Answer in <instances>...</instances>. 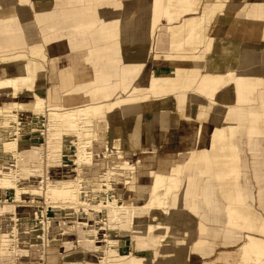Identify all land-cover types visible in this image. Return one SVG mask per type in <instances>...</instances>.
<instances>
[{"label":"bare ground","instance_id":"bare-ground-1","mask_svg":"<svg viewBox=\"0 0 264 264\" xmlns=\"http://www.w3.org/2000/svg\"><path fill=\"white\" fill-rule=\"evenodd\" d=\"M36 1L46 9L39 16L44 22L55 21L53 27L59 29L73 28L74 43L88 30L96 45L86 56L67 61L63 55L56 57L55 47H71L73 42L49 43L46 73L25 62L24 56L0 59V129L41 130L45 109L64 107L65 112H47L48 163L58 160L62 168L76 170L82 165L93 174L89 182L78 184L70 173L62 177L51 168L47 170V200L72 203L48 206L47 227L41 228L39 185L28 178L30 161L25 158L20 168L23 179L12 187L20 211L14 213L13 222L4 220L9 231L21 228L27 233L18 236L19 243L30 251L46 240L50 255L61 256L63 264H143L147 258V264H191L199 255L206 258L203 264H264V216L246 201L244 173L239 169V161L246 166V160L237 155L234 142L243 135L252 158L264 153L258 151L264 143V47L258 57L253 44L244 43L237 50L232 41L263 35L245 32L237 17L241 7L235 10L233 25L222 31L228 37L217 42L216 59L208 60L205 68L221 72L219 63L233 66L237 62L233 54L240 51L242 69L234 76L213 73L197 78L206 61L203 42L191 46L189 54L171 57L162 53L168 48L181 52L194 40L201 41L198 32L209 21L216 0ZM138 1L140 6L149 5L145 20H131L125 26ZM8 2L0 0V50L38 46L34 22L19 17L14 6L4 7ZM58 6L63 18L58 16ZM257 19L264 23V16ZM95 22L99 24L89 27ZM31 52L41 55L40 48ZM90 60L94 61L88 63ZM66 72L72 80L68 88ZM46 78L53 84L47 90ZM196 79L198 88L210 89V97L226 103L235 100L229 95L233 90L236 101L251 104L255 100L248 95L257 89L260 104L244 116L230 108H218L215 124L208 131L214 141L202 153V161L197 159V151L203 135L201 121H207L208 108L189 92ZM245 88L251 91L245 93ZM59 89H63L62 97ZM181 117L190 120L194 131L191 149L178 152L176 147L174 156L167 155L171 145H177ZM68 140L73 141L72 150L56 156V151L68 146ZM21 143L18 139L1 142L0 148L15 150ZM95 147L100 154H94ZM160 151L163 156L156 169L153 161ZM129 154L138 158L128 161ZM63 159L70 166H64ZM99 165L101 168H96ZM192 167L195 171L190 173ZM221 167L228 172L220 175L215 171ZM15 168L18 170L16 161ZM196 171L203 174L197 181L191 177ZM254 180L260 186L264 176H254ZM263 195L259 192L258 199ZM77 243L93 252L82 251L81 257L76 253L74 258L63 255V247L76 248ZM8 248L0 236V264L11 263Z\"/></svg>","mask_w":264,"mask_h":264},{"label":"rangeland","instance_id":"rangeland-1","mask_svg":"<svg viewBox=\"0 0 264 264\" xmlns=\"http://www.w3.org/2000/svg\"><path fill=\"white\" fill-rule=\"evenodd\" d=\"M36 1V0H34ZM244 0H216V3L214 5L213 11L211 15L208 18V24L205 23L203 26V29H201L198 33L201 36V41L200 39H196L193 42L189 43L188 45H185V48L182 49L181 52H177L176 49H170L168 48L166 51H164L162 54L171 56V57H176L177 55L181 54H189L191 53V46H197L198 44L203 42V53H205V58L206 61L204 63V67L202 66L200 72L196 73L197 78L201 77L202 75H210V74H215V76L221 74V77H226V76H234L236 72H238L240 69V64L242 63V56L240 54V51L237 53L233 54V57L235 59V66H230L229 63H219V66L221 68V72L219 71H214V72H209L206 70V65L208 63V60H213L216 59L215 55V48L217 42L220 40H223L224 38H227L228 36L223 34L222 31L224 28L226 29L229 25L231 27L234 22V14L235 10H237V7L242 5ZM10 5L15 6L18 10V14L20 16L25 17L27 20L33 21L36 28V38H35V45L38 46H29V44H26L24 46H21L17 51H7V50H0V59L3 60L5 58H14L17 56H24L25 62H28L29 65H31L33 68H36L37 70H43L45 73L47 72V62L50 58L48 55V46L49 43H53L54 46H56V42L58 41H63L67 40L72 41V36H74L75 30L73 28H70L68 30L64 29H59L57 26L53 27V25L56 23H50L48 21H45L39 17L42 16L45 12L46 9H42L43 5L41 3H38L36 1V6H32L33 0H16L13 1L12 3H8ZM125 5V2H123ZM237 5V6H236ZM136 7H139L142 11L141 13L144 15L132 17L129 16L126 22H124V25H128L131 23V20H138V21H144L146 17V13L149 12V5L144 4L143 6L138 5ZM134 7L132 11L136 8ZM61 6H58L56 8V11H58V16L62 17L64 16L63 10H61ZM131 11V13H132ZM40 19V20H39ZM240 22H242L243 18L240 17ZM247 20L249 19V16L247 17ZM51 21V20H50ZM53 22V21H52ZM250 22L257 23L255 26V29L252 27L251 32H261L263 36H252L251 38H247L246 43H251L253 46L258 49L256 53L254 52V56L259 55L261 42H263L262 49L264 47V32H262L260 29V22L258 21L256 16H252ZM162 24H166L165 20L161 21ZM99 23L95 22L93 24H90L89 27H94L97 26ZM244 24V23H243ZM80 23L76 24L75 26H79ZM124 26V27H125ZM206 28V29H205ZM225 31V30H224ZM258 41L257 45L254 44V41ZM75 41V39H74ZM78 42L75 41L73 42L72 46L65 47L63 45L56 46V52H57V58L59 56H62L63 60L67 61H73L75 58L77 59L81 54H84L86 56V53L93 48L95 44V40L92 39L90 36L89 31H84V34L82 35L81 40H77ZM232 41L235 42L237 50H241L243 48V45L245 43V39H239L235 38L232 39ZM233 42V43H234ZM215 43V45H214ZM70 45V42H68ZM33 48H40L41 49V55H35L32 54L31 50ZM207 48V50L205 49ZM262 53V52H261ZM108 55V54H107ZM105 55V56H107ZM94 60L88 61V63L93 62ZM69 63V62H68ZM65 65V63H62ZM60 66H63V65ZM260 62L256 65L258 66ZM69 65V64H66ZM233 67V68H232ZM66 70V69H65ZM69 71V70H68ZM67 71V72H68ZM65 73V77L68 81V85L66 88L69 87L70 82L72 81L70 79V76H68V73ZM71 76L74 77V71L71 69ZM184 74V73H183ZM46 77V75H45ZM212 77V76H211ZM198 80H195V83H193V86L191 89H189V92L191 94L196 95L201 101L205 102L208 108V111L206 112V118L207 121L203 123V119L201 121V126L203 130V135L202 138L200 139V144L198 146L199 150L198 152V160H204V157L202 156V153L206 152L208 149V145L210 141H214L212 139H209L208 137V131L210 128H212L215 124V119H214V113L218 110V108L222 107L224 109L230 108L236 113H241L243 116L246 115V111L249 110V108H255L257 109L259 107V102L256 101L257 97V89L252 90L253 92H250L248 95L250 98L254 99L251 104H244L239 102L238 100L236 101V96L233 90L229 91L230 97L234 98L235 100L229 103L222 102L219 100H216L212 97H210L211 90L210 89H200L197 86ZM50 84V85H49ZM49 85V86H48ZM44 89H49L51 86H53L52 83H48V78H46V81L44 83ZM255 86L251 87V89H254ZM232 89V87L230 88ZM251 89L245 88L244 92L248 93L251 91ZM62 91L63 89H59L60 92V97H62ZM49 92V91H48ZM188 92V91H187ZM120 94H117L115 98H117ZM252 105V106H251ZM62 111L65 112L67 109L64 107L61 108H46V114L42 118V124L43 127L41 130H34V129H29L27 128L26 130L20 129L19 132L16 131V129L13 127L10 130H2L0 129V143L1 142H7L11 143L14 140L18 139L20 142H22L17 149L13 148H0V236L1 239L4 238L6 242H8L9 248L7 249V253L9 255V258H11V263L10 261L7 262V264H63V260L61 256L59 255H50L48 250L46 249V240H43V246H37L32 248L30 251L27 250L24 247L23 243H19L18 241V236H26V232L23 231V229H19L18 231H9L8 227L6 226V223L4 220L13 222L12 219L14 218V213L20 211V205L18 203H15L13 200V186L14 183H20L23 179V173L21 172L20 168L23 165V160L25 158L29 159V164H27L26 168L30 169V173L28 178H30L32 181L36 182L37 185H39V191L38 194L40 195L41 199V215H40V220L41 224L39 223L40 227L46 228L47 227V218H46V209L48 206H54L55 208H58L60 204H66V203H72L71 201L68 202V200H47L46 192L48 189V174L47 170L51 168L50 170H54L59 174H63L62 177L65 175L64 173H70L73 176V179L76 183L78 184H83L84 182H89L90 179L92 178V172L93 170L90 168L83 167L82 165H78L76 170L75 168L69 167V168H62V164L58 160H53L49 161V163H54L53 166H48V144H47V125L49 122L47 112L50 111ZM45 113V112H44ZM191 115V112L189 113ZM151 116L149 115L148 118ZM178 136V142L176 144H172L171 148L169 149L167 155L174 156L176 152V147L178 152H188L191 149V140L194 137V131L190 127V120L185 118L178 120V125H177V132ZM176 136V135H175ZM71 138V137H70ZM69 139V138H68ZM71 138L70 140H72ZM235 146L237 147V155L243 156L244 154V147L248 149L246 146V141L244 139L243 135H239L235 138ZM74 140V139H73ZM66 144L68 145L67 147H64L62 152L56 151V156H60V154H64L65 150H72L71 148L73 147V141H66ZM264 149V143H260L258 146V151H261ZM250 152V150L248 149ZM98 152L99 154L101 153L100 149L97 147L94 148V154ZM209 152H207V155ZM163 156V152L160 151L159 154L157 153V161H153V167L156 169H159L160 167V159ZM251 156V155H250ZM138 158V156H134L133 154H129L126 156V160L128 161H135ZM98 159V158H97ZM15 161L17 162L18 170L15 168ZM112 161H109V164H111ZM144 162H148L146 159ZM63 164L64 166H70V163L66 160L63 159ZM99 164V162H97ZM240 166L239 169L241 173H244V171L247 169V166H243L241 162L239 161ZM243 163V162H242ZM153 167L151 170H153ZM96 168H101V165ZM228 168H215V171H218L220 175H222L224 172H228ZM251 170L254 176H264V153L260 156H256L254 158L251 157ZM148 171V170H147ZM195 169L192 167L189 169V172H193ZM80 172V173H79ZM99 173H102V171H98ZM243 180V177H242ZM118 182V181H116ZM114 182V183H116ZM84 192H82L83 194ZM127 199L130 200L128 197ZM128 200V201H129ZM36 205V204H34ZM264 211V209H263ZM263 216V215H262ZM41 231L37 232V235L39 236ZM71 237H73L71 233ZM78 239V238H77ZM75 245V244H74ZM15 247H19V249H15ZM75 250V251H74ZM84 251L87 252H93L91 249H87L82 245V243H77L76 248L72 246H65L63 247V255H68L70 258H74L76 256H82V253ZM218 252V250L216 249ZM201 256L197 257V259H193L192 263L193 264H198V260ZM61 260V261H60ZM150 258H147L143 260V264L149 263ZM191 263V264H192Z\"/></svg>","mask_w":264,"mask_h":264},{"label":"crops","instance_id":"crops-1","mask_svg":"<svg viewBox=\"0 0 264 264\" xmlns=\"http://www.w3.org/2000/svg\"><path fill=\"white\" fill-rule=\"evenodd\" d=\"M13 1H16V0H9L8 3H10V2L12 3ZM8 3H6L4 5V7L11 8L13 5H10ZM16 10H17V12L20 11L17 8H16ZM141 11L142 10L139 7H136L132 11L131 16L136 17V16L144 15L141 13ZM238 11H240V12H239V15L237 17L243 18L242 24L244 23L245 32H247V33L251 32L252 27L255 29V26L257 25V23L250 22L251 17L252 16H256V17L260 16L263 18V16H264V0H244V2L241 5V8ZM248 16H249L250 20H247ZM19 17H22V16L19 15ZM259 26H260V30L262 32H264V23H260ZM246 42H247V38L245 39V43ZM257 42L258 41L255 40L254 44L257 45ZM262 45H263V42H261L260 47H258L260 49L258 57H261ZM243 149H244L243 157L246 160V166H247V169L244 171V177H243V181H242L243 185L245 186L247 196H248V199H246V201L248 203H251L253 205V207L256 210H258L264 216V211H263V209H264V195L261 196L260 200L258 199L259 192L261 193V195L264 194V183L260 184V186H258L256 184L254 177H253L252 170H251L250 152L245 147ZM262 151H264V149ZM202 175L198 171H196L195 173H193L191 175V177L193 180L197 181V180L202 178L201 177ZM183 182H184L183 185H185V186L188 184V176H186L184 178ZM258 203H260V205ZM195 220L198 221L197 216L195 217ZM205 260H206V258H203V257L199 258L198 264H203L205 262Z\"/></svg>","mask_w":264,"mask_h":264}]
</instances>
